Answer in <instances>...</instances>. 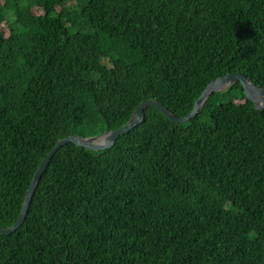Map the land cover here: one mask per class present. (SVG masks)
<instances>
[{
	"label": "trees",
	"instance_id": "16d2710c",
	"mask_svg": "<svg viewBox=\"0 0 264 264\" xmlns=\"http://www.w3.org/2000/svg\"><path fill=\"white\" fill-rule=\"evenodd\" d=\"M230 73L264 88V0H0V226L60 140L150 99L183 118ZM0 264H264V110L235 83L191 121L149 107L112 148L63 146Z\"/></svg>",
	"mask_w": 264,
	"mask_h": 264
},
{
	"label": "water",
	"instance_id": "95a60500",
	"mask_svg": "<svg viewBox=\"0 0 264 264\" xmlns=\"http://www.w3.org/2000/svg\"><path fill=\"white\" fill-rule=\"evenodd\" d=\"M235 83H241L244 88L245 95L248 100H250L256 110H264V88L254 84L249 80L247 75L243 73H230L226 76L220 77L213 82H211L206 89L203 91L201 96L196 100L194 108L190 114L180 118L171 113L161 102L150 99L143 101L134 111V114L130 121L123 127L105 132L99 136L94 137H80L77 135H72L67 138L60 140L56 146L48 153L46 158L40 163L37 171L35 172L32 181L30 183L29 189L26 193L24 203L22 206L21 213L18 220L10 227L4 228L0 226V234L10 235L16 232L25 222L27 217L30 204L34 197L35 191L41 181L43 174L50 165L51 160L55 154L65 145L69 143H74L77 146L92 150L95 152L104 151L106 149L114 147L117 139L121 136L130 133L133 129L139 126L145 120V110L149 107H153L160 111L168 120L174 123H185L193 118H195L208 101V99L216 92H222L227 90Z\"/></svg>",
	"mask_w": 264,
	"mask_h": 264
},
{
	"label": "bare ground",
	"instance_id": "6f19581e",
	"mask_svg": "<svg viewBox=\"0 0 264 264\" xmlns=\"http://www.w3.org/2000/svg\"><path fill=\"white\" fill-rule=\"evenodd\" d=\"M243 87V86H242ZM244 89V88H243ZM245 93V92H244ZM250 101V100H249ZM164 105V104H163ZM255 108V107H254ZM262 111V110H261ZM194 119V118H193ZM191 121V120H190Z\"/></svg>",
	"mask_w": 264,
	"mask_h": 264
},
{
	"label": "rangeland",
	"instance_id": "374dc122",
	"mask_svg": "<svg viewBox=\"0 0 264 264\" xmlns=\"http://www.w3.org/2000/svg\"><path fill=\"white\" fill-rule=\"evenodd\" d=\"M5 33H8V32H5Z\"/></svg>",
	"mask_w": 264,
	"mask_h": 264
}]
</instances>
